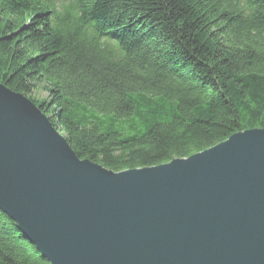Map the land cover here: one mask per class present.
Listing matches in <instances>:
<instances>
[{"label":"trees","instance_id":"obj_1","mask_svg":"<svg viewBox=\"0 0 264 264\" xmlns=\"http://www.w3.org/2000/svg\"><path fill=\"white\" fill-rule=\"evenodd\" d=\"M0 84L81 160L188 158L264 130V0H0ZM0 264H48L1 211Z\"/></svg>","mask_w":264,"mask_h":264},{"label":"water","instance_id":"obj_2","mask_svg":"<svg viewBox=\"0 0 264 264\" xmlns=\"http://www.w3.org/2000/svg\"><path fill=\"white\" fill-rule=\"evenodd\" d=\"M0 211L48 264H264V130L116 173L0 84Z\"/></svg>","mask_w":264,"mask_h":264},{"label":"rangeland","instance_id":"obj_3","mask_svg":"<svg viewBox=\"0 0 264 264\" xmlns=\"http://www.w3.org/2000/svg\"><path fill=\"white\" fill-rule=\"evenodd\" d=\"M40 95H38L40 98H44V97H46L44 94H42V93H39Z\"/></svg>","mask_w":264,"mask_h":264}]
</instances>
